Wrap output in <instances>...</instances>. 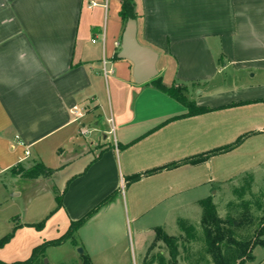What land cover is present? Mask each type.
I'll use <instances>...</instances> for the list:
<instances>
[{"label":"crops","instance_id":"crops-1","mask_svg":"<svg viewBox=\"0 0 264 264\" xmlns=\"http://www.w3.org/2000/svg\"><path fill=\"white\" fill-rule=\"evenodd\" d=\"M121 6L0 0V238L16 227L0 247L4 262L27 259L115 192L75 232L76 243L63 244H82L76 264L83 253L91 264H127V220L141 232L144 217L199 203L225 172L223 180L233 179L229 159L242 173L264 163V0H136L137 38L158 53L157 75L165 81L174 65L172 83L214 108L190 116L152 79L137 82L133 62L118 56ZM76 105L86 107L82 117ZM243 134L230 151L146 173ZM37 162L55 171L33 178L19 171ZM135 173L143 175L127 183ZM44 218L42 229L33 226ZM247 264H264V256Z\"/></svg>","mask_w":264,"mask_h":264},{"label":"trees","instance_id":"trees-1","mask_svg":"<svg viewBox=\"0 0 264 264\" xmlns=\"http://www.w3.org/2000/svg\"><path fill=\"white\" fill-rule=\"evenodd\" d=\"M121 10L120 15L122 17L124 28L129 19H138L139 14L137 11L136 0H120ZM151 84L160 89L164 93L178 100L186 106L185 116L195 115L199 113L208 112L214 108L199 105L189 97V87L184 83H172L168 84L163 80L161 75H157L151 80ZM248 134L239 136L234 142L226 144L224 146L214 148L206 154H200L192 156L190 158L183 159L181 161L172 162L161 166L157 169L147 171L146 173H153L164 168L175 167L181 163H197L201 160L207 159L210 155L224 153L230 151L239 146ZM23 175L27 177H39L41 175H51L55 169L46 166L43 162H37L29 168L19 169ZM143 174L135 173L126 178L127 183L139 180ZM242 191L245 190V186L240 187ZM115 192L101 201L92 210L87 212L83 217L73 220L69 229L61 236L53 239L43 241L41 244L34 247L32 254L25 260H17L14 262H4L0 260V264H48L44 262L46 256V249L52 245H58L71 239L74 243L75 232L89 219L94 213H96L103 205H105ZM58 207L62 204V199L57 196ZM199 204L202 206V216L200 219V227H197L193 223L185 219H179L180 232L177 235L169 234L163 226L155 227V238L150 244L146 253L144 264L157 263V264H180L181 247L184 249L189 248V244L196 241L199 237L203 236L205 242V252L210 254L213 258L214 264H247V262L255 259L253 250L256 246H264V203L258 202V208L262 211V214L258 216V225L255 232L248 237H239L236 232V228L244 223L249 224L253 222L254 214L250 208V202L245 200L242 205L246 208L242 212L240 218L234 217L228 214L226 217L221 216L219 208L214 201V196L210 195L199 200ZM47 218H44L40 222L33 224L38 229H42L45 226ZM238 222V223H236ZM16 227L10 233L0 238V247L4 246L13 237ZM200 229L202 235L200 234ZM163 243L167 247L168 254L157 251L152 254L150 252ZM83 264H91L90 256L87 253H83ZM196 264V263H193Z\"/></svg>","mask_w":264,"mask_h":264},{"label":"rangeland","instance_id":"rangeland-1","mask_svg":"<svg viewBox=\"0 0 264 264\" xmlns=\"http://www.w3.org/2000/svg\"><path fill=\"white\" fill-rule=\"evenodd\" d=\"M171 66L173 67L164 73L165 81L168 84L172 83L174 78V65ZM110 137L112 138L113 135H110ZM235 161L230 159L226 161L227 169L230 168L229 171H231L228 172L227 175H229V173H233V179L228 181L223 180L222 177H226L225 174L227 172H225L224 176L221 174L222 176L220 181L212 182V188L209 189V192L207 193L214 196V201L219 208V213L223 217L231 214L234 217L240 218L242 216V212L246 210L244 205H242V202L245 200L250 202V208L254 214L253 222L249 224L244 223L243 225L236 228V232L239 237H248L255 232L259 222L258 216L262 214V211L258 208V202L260 201L264 203V163L261 166H255L252 170L250 168L247 172L242 173L238 172L240 167L239 164H237L238 161ZM56 180L59 182L58 177H56ZM243 186H245V190L242 191L243 193L241 194L240 190L242 189L240 187ZM202 212V206L199 203H192L180 207L177 212H173L167 217L165 215L163 216V214L148 215L141 221V225H143L141 232H137V224L134 222V220H127L125 227V241L128 244V252L130 256L127 264H144L146 252L155 238V227L163 226L169 234L177 235L180 232V226L178 222L179 219H185L189 221V223H193L197 227H200L199 224ZM165 220L167 223L163 222ZM160 222L163 224H160ZM156 224L157 226H154ZM201 235L202 233L200 229L199 236ZM63 243L52 245L53 247L51 249L47 248L44 262L45 259H48V264H76V262L79 261V257L81 256L79 247L83 248L82 244L80 243V245L75 248L70 243ZM159 244L160 245L155 247L150 252V254L160 250L165 254H168L166 245L163 243ZM189 246L190 247L187 249L181 247L180 264H214L212 256L205 252V242L203 236L189 244ZM253 253L258 259H260L264 256V246H256L253 250ZM66 257H68V262H63ZM146 264L157 263L154 262Z\"/></svg>","mask_w":264,"mask_h":264},{"label":"water","instance_id":"water-1","mask_svg":"<svg viewBox=\"0 0 264 264\" xmlns=\"http://www.w3.org/2000/svg\"><path fill=\"white\" fill-rule=\"evenodd\" d=\"M118 56L133 62V75L139 83L148 81L158 74L156 66L158 53L138 41L136 19H129L125 26ZM79 251L83 252V248L79 247ZM47 262L48 259H45V263Z\"/></svg>","mask_w":264,"mask_h":264},{"label":"built area","instance_id":"built-area-1","mask_svg":"<svg viewBox=\"0 0 264 264\" xmlns=\"http://www.w3.org/2000/svg\"><path fill=\"white\" fill-rule=\"evenodd\" d=\"M96 4H97V2H95V1L91 2V5H96ZM105 5H107L106 2H105ZM103 39L105 40V34L103 35ZM93 41L95 42L96 38H94ZM108 62L109 61H108L107 57L104 55L103 59H102V66H103L102 69H103V72L106 76L108 75V73H110L112 71V69L108 68V65H107ZM73 111L76 113L77 118H79V117H82L84 115V112H86V107L79 108V106L76 105L74 107ZM108 121L110 124V129H109L108 133L112 134L115 138L116 137V128H115L113 117H110L108 119ZM82 132L85 133V130L83 129ZM26 154H29V150H26Z\"/></svg>","mask_w":264,"mask_h":264}]
</instances>
